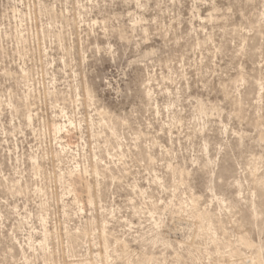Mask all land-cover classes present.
I'll return each instance as SVG.
<instances>
[{"label":"rangeland","instance_id":"374dc122","mask_svg":"<svg viewBox=\"0 0 264 264\" xmlns=\"http://www.w3.org/2000/svg\"><path fill=\"white\" fill-rule=\"evenodd\" d=\"M0 264H264V0H0Z\"/></svg>","mask_w":264,"mask_h":264},{"label":"bare ground","instance_id":"6f19581e","mask_svg":"<svg viewBox=\"0 0 264 264\" xmlns=\"http://www.w3.org/2000/svg\"><path fill=\"white\" fill-rule=\"evenodd\" d=\"M204 110H205V109H204ZM204 110L202 109V111H204ZM246 244H247V245H250V243H249L248 241H246Z\"/></svg>","mask_w":264,"mask_h":264}]
</instances>
